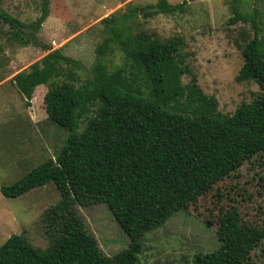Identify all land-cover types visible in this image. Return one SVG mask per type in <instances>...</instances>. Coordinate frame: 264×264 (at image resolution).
<instances>
[{"label":"trees","instance_id":"trees-1","mask_svg":"<svg viewBox=\"0 0 264 264\" xmlns=\"http://www.w3.org/2000/svg\"><path fill=\"white\" fill-rule=\"evenodd\" d=\"M183 5L128 2L124 12L100 19L104 35L85 80L78 75L81 63L62 47L10 78L26 105L35 88L44 85L46 117L69 133L54 158L38 163L13 184L0 186L3 196L15 198L52 183L60 196L42 215L50 229L47 247L34 246L23 233L11 234L0 244V264H138L146 232L186 211L215 183L264 151V32L255 12L242 13L233 0L227 24H250L251 31L240 32L242 65L235 80L254 81L260 94L223 113L194 75L182 82V76L190 74L183 38L162 40L138 27L139 12L145 19L182 12ZM48 13L49 0L40 1L39 16L29 23L0 8V52L5 41L37 43ZM115 49L122 53V62L110 66L105 56ZM83 118L87 120L78 131ZM75 203H105L127 234V247L104 254ZM216 225L219 246L196 252L182 264H243L264 235V228L243 221L235 206L224 209Z\"/></svg>","mask_w":264,"mask_h":264},{"label":"rangeland","instance_id":"rangeland-1","mask_svg":"<svg viewBox=\"0 0 264 264\" xmlns=\"http://www.w3.org/2000/svg\"><path fill=\"white\" fill-rule=\"evenodd\" d=\"M40 1L0 0V8L29 23L39 16ZM156 1L49 0V13L37 33V43L22 46L2 42L0 186L13 184L38 163L54 158L69 133L67 128L46 117L42 102L44 85L35 88L26 105L10 78L46 53L62 47L66 55L81 63L78 75L85 80L91 76V67L97 59L94 50L104 35L100 31V19L124 12L128 2L146 5ZM167 1L171 4L184 1L183 11L158 13L145 19L139 12L138 27L162 40L173 36L183 38V56L190 74H184L182 82L187 83L194 75L203 92L216 97L218 109L223 113H232L242 102L256 99L260 89L254 81L235 80L242 65L239 45L244 40L240 32L251 30L249 23L227 24L233 0ZM237 1L242 13L255 12L254 19L264 32V0ZM105 57L110 66L122 62V53L117 49ZM86 120L80 121L78 131ZM59 199L52 183L15 198L0 192V244L11 234L23 233L34 246L45 249L49 242L46 230L50 229L46 228L42 215ZM229 206L237 207L243 221L264 228V151L245 160L215 183L190 203L186 211L172 214L165 223L146 232L137 254L138 264H182L196 252L215 250L220 244L215 233L217 217ZM74 208L104 254L111 256L127 247L129 238L105 203H75ZM243 264H264V235Z\"/></svg>","mask_w":264,"mask_h":264}]
</instances>
